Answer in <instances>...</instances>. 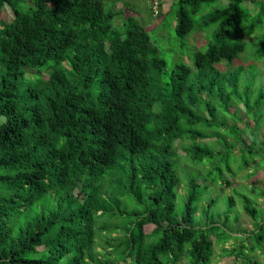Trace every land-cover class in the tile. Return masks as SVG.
Returning <instances> with one entry per match:
<instances>
[{"label":"trees","instance_id":"16d2710c","mask_svg":"<svg viewBox=\"0 0 264 264\" xmlns=\"http://www.w3.org/2000/svg\"><path fill=\"white\" fill-rule=\"evenodd\" d=\"M132 3L0 0L12 17H0V190L10 192L0 195V264H211L216 245L230 264H259L242 239L225 243L236 239V196L256 223L250 252L264 243V217L236 187L213 185L254 159L246 177L264 168L260 102L239 93L257 68H219L244 52L248 31L264 35V0L205 13L218 0H170L169 11L159 0L151 27L125 13L139 12ZM196 33L206 48L168 80V42ZM240 111L254 123L244 130ZM177 145L195 172L178 168Z\"/></svg>","mask_w":264,"mask_h":264},{"label":"rangeland","instance_id":"374dc122","mask_svg":"<svg viewBox=\"0 0 264 264\" xmlns=\"http://www.w3.org/2000/svg\"><path fill=\"white\" fill-rule=\"evenodd\" d=\"M131 1L134 3L132 4L135 5L134 8L136 10L139 9V12L137 13L135 12V10L131 11L129 10L130 8L126 7L125 9L126 14H135V15L138 14L141 20L145 22L146 24H150V22L153 21L150 27L153 26L155 22L158 21V19H154V16H156L155 14L157 10L156 3L159 0H131ZM163 2L164 3L162 5V10L169 11L170 0H163ZM151 4H154L152 7L153 14L150 15L149 17L147 8L151 6ZM227 4H228V0H218V4L215 3L214 5L212 4L211 6H209L210 4L203 6L202 13L211 11L212 6L215 7V5H220L221 7L223 5L226 6ZM117 6L119 5L117 4ZM248 8L250 9L253 8V4L251 2L248 3ZM0 17L6 22L11 21L12 19L11 14L6 11H2L0 14ZM215 25L216 24L207 28L208 34L211 33L215 29ZM261 32L262 30L261 31L259 30L248 31L247 37L245 39L246 49L244 50V52H242L238 56V58L234 59L231 64L229 63V65L221 62V64H219V68L224 70L229 67L233 69L236 66L247 67L250 65H253L255 66V68H257V70L251 69L250 75H249L250 77H253L256 74L255 79H252V80L248 79L247 81H242L239 93L242 94L243 90L245 88H248V99H249V103L251 104V106H253V104L256 101L260 102V105L255 110L259 112L258 118L261 120V122H263L261 124L262 131L259 134H261L264 138V55L261 58H257L258 56L255 58L253 56V52L255 49L254 46L256 45V43L260 42L259 38H264V35L260 34ZM205 40H206L205 33H196V34H193V36H190V37L188 36L185 39L184 43H181V44L178 43L176 38L172 40L171 46H170V43L168 42L167 50H166V52H168L166 55V60L170 67L169 68L170 73H169L168 80L172 78H177V75L172 76V73H171L175 68L174 67L175 63L177 62H183L186 65L193 68L191 56L196 50L202 49L204 47V46H199V43ZM205 48L206 46L202 50H204ZM239 115H241L242 118ZM239 115L233 118L235 119L236 124L240 128L243 129L245 123L249 125L254 124L253 120L250 118L249 113L246 115L244 111H240ZM222 127L224 128L225 126L223 125ZM194 128L199 129V130L201 129L199 125H197ZM211 142L212 141H208L206 143H211ZM177 146L178 148L176 149V153H177V158H178V168L190 167V169H188L189 173L195 172V169H197L196 167L198 166L195 165V167H193L194 165L189 164L188 158H185L184 151L180 148V145H177ZM262 147H264V145ZM254 164H256L255 159L252 160L247 165V167H244L241 170H239L236 173V175L232 178L230 185H226V184L213 185V188L215 190V193H219L220 195H228L230 194V192H235V190H236V193L241 192V193L247 194L248 197L251 199L254 207L257 208L256 217H259V219H261L264 217V195L262 194V192H264V168L257 170L255 175L251 177H246L247 173L250 172ZM5 173L11 174L10 171L5 172ZM104 185H105V182L102 183V189L104 188ZM112 187L113 186L108 185V189H111ZM181 187H182V184H181ZM181 187H179V189L183 191L182 190L183 188L181 189ZM232 187H236L237 189L234 190V188ZM9 194L10 192L7 189L0 190V195L8 196ZM44 199L49 202V199L47 198H44ZM226 199L227 197L222 196V201H221L222 206L223 204L225 206ZM235 199L237 201L236 207L234 205L230 215H231V220H232L233 236H236V239H230L229 241L225 243V245L230 246V245H234V243H236V245H239L241 244V239H242L244 244L247 246V247H244V250L245 251L247 250V252H244L245 259L247 258L250 259V257H252V261L258 260L259 264H264V243L258 244V245H255L254 243L255 250L253 252H250L248 250V248L252 246V241L254 242L253 236H252V241L249 240L248 237L250 234H252L253 230L256 229V223L251 218V216L248 215V213L242 210V206H241L242 202L240 201L239 197L236 196ZM236 210L239 213L237 220L234 218L236 215ZM221 218L223 219L222 216ZM233 257H234L233 255L222 256L220 253L219 245H216L213 248V256L211 258V264H230L231 260L234 259ZM242 259L244 260L243 255L237 258V263L238 264L241 263Z\"/></svg>","mask_w":264,"mask_h":264},{"label":"clouds","instance_id":"9594fccd","mask_svg":"<svg viewBox=\"0 0 264 264\" xmlns=\"http://www.w3.org/2000/svg\"><path fill=\"white\" fill-rule=\"evenodd\" d=\"M9 22V21H8Z\"/></svg>","mask_w":264,"mask_h":264}]
</instances>
